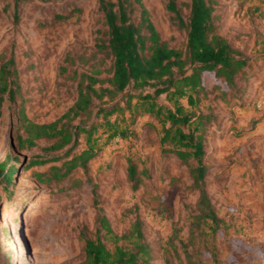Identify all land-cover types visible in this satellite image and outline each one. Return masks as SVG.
Here are the masks:
<instances>
[{"label": "rangeland", "instance_id": "374dc122", "mask_svg": "<svg viewBox=\"0 0 264 264\" xmlns=\"http://www.w3.org/2000/svg\"><path fill=\"white\" fill-rule=\"evenodd\" d=\"M175 1L188 21L189 8L181 4L190 0ZM212 2L216 34L250 59L234 88L205 73V94L197 107L188 108L202 116L205 190L218 223L199 206L192 160L184 162L169 152L170 146H162V125L149 115L136 113L131 123L125 112L133 133L127 139L108 140L98 127L92 136L96 155L87 170L77 167L58 180L55 175L66 172V163L87 149L86 134L69 154L70 146L48 150L54 141L45 139L31 150L18 148L21 110L37 124L56 121L75 103L82 73L98 69L103 86L111 87L113 59L98 50L106 38L98 0H20L17 21L14 0H0V67L13 57L11 80L19 86L14 101L6 95L0 118V163L10 155L16 168L0 185V264H81L80 233L85 229L93 236L101 215L119 237L141 223L148 264H264V0ZM140 4L161 40L185 49L187 33L173 22L166 0ZM140 14L136 5V24ZM116 98L127 99L125 94ZM158 102L168 105L165 96ZM98 104L73 123H100ZM37 156L46 163L29 168ZM130 163L134 180L128 176ZM108 247H114L111 240Z\"/></svg>", "mask_w": 264, "mask_h": 264}, {"label": "trees", "instance_id": "16d2710c", "mask_svg": "<svg viewBox=\"0 0 264 264\" xmlns=\"http://www.w3.org/2000/svg\"><path fill=\"white\" fill-rule=\"evenodd\" d=\"M19 2L20 0H14L16 21ZM166 2L167 9L174 14L172 19L177 28L187 33L186 47L183 50L170 48L167 42L161 40L140 0H98L106 26V38L98 45V50L106 52L113 59L112 78L109 80L111 87L103 86L105 80L99 78L103 72L94 69L91 73L79 76L75 103L56 121L37 124L27 119L21 110L16 118L18 148L31 150L38 141L45 139L54 141L48 150L59 151L70 146L66 151L69 154L78 144L80 135L86 134L87 149L66 163V172L55 175L58 180L68 176L77 167L87 170L88 161L96 155L92 136L98 127L108 134V140L127 139L133 133L127 125L125 112H129L131 123L134 122L136 113L149 115L162 125V146H170L169 152L184 162L192 160L190 174L194 188L200 191L199 206L202 210L207 208L208 217L218 223L205 190L207 166L204 163L206 151L201 133L202 116H197L188 108L197 107L200 95L205 94V73H212L226 88H234L237 77L246 69L250 59L216 34L212 0L182 3L181 6L189 8L188 21L184 20L175 0ZM136 5L141 9L138 24L132 19ZM14 65V58L11 57L0 67V118L2 106L7 100L6 95L10 101H14L15 93L19 90L15 79L11 80L16 75ZM62 70L65 71L66 68L62 67ZM74 73L77 75L76 71ZM147 88L154 91L147 92ZM120 94L126 95V101L117 100L116 97ZM161 96H165L168 105L158 102ZM133 100H136L135 104L132 103ZM95 102H99L95 116L96 119L101 117V122H94L89 127L83 126V121L75 125V120L92 113ZM114 116L116 118L112 120ZM119 116L122 117L121 120ZM36 158L29 162V168L46 163L40 156ZM12 160L8 155L0 163V185L5 180L9 182L16 171L15 166L10 163ZM134 174L135 167L130 163V180H134ZM42 176L43 173L38 175L39 178ZM39 181L47 182L42 179ZM92 194L97 203L95 186ZM80 236L84 243V261L81 264H148L149 248L144 241L139 221L132 225L128 235L119 237L114 234L108 219L101 215L95 234L91 236L83 229ZM110 240L114 244L113 248L108 247ZM122 241L126 242L125 246L119 244ZM1 252L0 241V254Z\"/></svg>", "mask_w": 264, "mask_h": 264}]
</instances>
